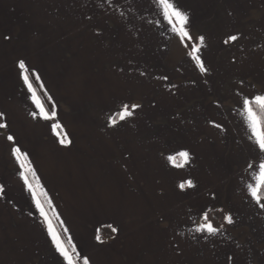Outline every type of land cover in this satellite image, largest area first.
Returning a JSON list of instances; mask_svg holds the SVG:
<instances>
[{
    "label": "crops",
    "instance_id": "1",
    "mask_svg": "<svg viewBox=\"0 0 264 264\" xmlns=\"http://www.w3.org/2000/svg\"><path fill=\"white\" fill-rule=\"evenodd\" d=\"M174 3L191 41L154 0H0V264H67L21 171L77 264H264V208L246 188L261 154L238 112L242 96L264 94V0ZM201 36L204 73L189 55ZM19 60L56 119L30 115ZM181 150L191 159L173 167L166 158ZM188 179L195 187L179 189ZM211 211L217 234L195 231Z\"/></svg>",
    "mask_w": 264,
    "mask_h": 264
},
{
    "label": "snow or ice",
    "instance_id": "2",
    "mask_svg": "<svg viewBox=\"0 0 264 264\" xmlns=\"http://www.w3.org/2000/svg\"><path fill=\"white\" fill-rule=\"evenodd\" d=\"M154 3L158 5L160 13L162 14L164 20H166L172 26V31L174 33L179 35L182 38V40L191 41L193 39L187 28V23L189 18L188 14L182 11L180 8H178L175 5L174 0H154ZM239 38L240 37L235 34L229 35L227 39L224 41V43L228 44L230 42H235ZM203 43H204V37L201 36L199 37V44H192L191 52H189V55L196 62V65L199 67V70L202 73L207 72V68L204 66L203 61L198 55L200 51V45H203ZM17 67L21 70L20 77L23 80L24 85L28 88V91L32 93L30 99L39 109V113L34 111L30 113V115L34 119L37 117L38 114L44 120L56 119L57 113L55 111V106L53 105V110L51 111V113H49L48 110L40 103V101L36 97L29 76L25 74L27 72L25 61L19 60L17 62ZM38 78L39 77L37 76V79ZM237 95L240 94L238 93ZM49 99H51V97H49ZM239 103H240V108L238 109V112L243 117L247 129L251 133L249 139L258 148L259 153L261 154L258 165H254V164L248 165V169L251 171H250V182L246 184L247 193L252 198V200H254L260 207L264 208V203H262V201H264V119H262L261 115H258L256 109L254 108V106H258L260 109L264 110V94H257L251 97L244 95L239 100ZM138 107H140V105L136 103H132L131 105L122 104L119 110L114 115L109 116L108 118L109 126H115L120 121H123L128 117H131L133 115V110ZM4 118H5V114L3 112H0V119H4ZM214 126L217 128H222V125L220 124H214ZM7 127H8L7 123H0V129H5ZM51 128L53 134L59 137L58 130L62 129V125L59 123L58 120L56 123L51 125ZM7 140L14 141L15 137L9 134L7 136ZM59 142L62 145H64L66 143H70V140L67 139V136L65 134L63 138H60ZM11 153L16 158L17 162L20 163L21 169H24L25 162L27 160V154L22 153L19 147H12ZM166 159L173 167L182 168L189 163L191 156L187 150H181L168 155ZM27 171L31 172L33 176H35L34 170L31 168L30 163L28 164ZM19 175L21 179L24 181V184L26 185L27 189L32 193V200L35 207L40 212V215L44 217L46 230L56 250L60 253L61 256H63L67 264H77L76 260H74L73 258V255L70 254L68 249L65 247V244L61 240L59 233H57L56 230L53 228L52 222L48 218V215L44 210L43 205L37 199L36 192L33 188L32 183L28 180L25 171H21ZM186 187L188 188L195 187L191 179L184 180L178 184V188L181 190H184ZM0 190H2V186H0ZM44 195H46V193H44ZM48 203L49 205H51L50 200L48 201ZM202 218L204 220V223L198 224L197 227L195 228V231L206 232L209 235L217 234L219 229L213 225V223L208 217L207 212L203 213ZM224 219L227 223L233 222L231 215H226ZM112 231L116 232L117 229L115 227H112ZM95 239L98 242L101 243L103 242L101 236L99 235V230H97V235L95 236ZM73 252H75L74 246H73ZM76 255L79 256V253H76ZM81 264H90L89 258L87 256H84L82 258Z\"/></svg>",
    "mask_w": 264,
    "mask_h": 264
},
{
    "label": "trees",
    "instance_id": "3",
    "mask_svg": "<svg viewBox=\"0 0 264 264\" xmlns=\"http://www.w3.org/2000/svg\"><path fill=\"white\" fill-rule=\"evenodd\" d=\"M254 108L256 109L258 115H261L262 119H264V110L260 109L258 106H254ZM208 217L211 220V222L213 223V225H218L222 221V214L218 211L209 212ZM104 231H105L104 227H101L99 229V235L101 236V238L104 237V235H103Z\"/></svg>",
    "mask_w": 264,
    "mask_h": 264
}]
</instances>
